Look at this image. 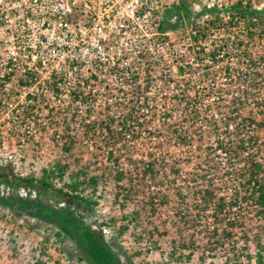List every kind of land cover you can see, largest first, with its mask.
<instances>
[{"label":"built area","instance_id":"1","mask_svg":"<svg viewBox=\"0 0 264 264\" xmlns=\"http://www.w3.org/2000/svg\"><path fill=\"white\" fill-rule=\"evenodd\" d=\"M239 6L260 14L244 18ZM263 57L264 0H0V166L38 180L58 161L81 163L79 149L104 152L98 164L112 166L118 188L110 173L138 179L153 164L136 187L154 208L168 192L205 217L199 223L234 232L221 215L259 209L243 196L231 204L237 168L252 155L264 166ZM110 134L122 136L118 163ZM196 160L202 168L186 177L182 167ZM123 163L144 166L126 172ZM128 179L119 185L130 189ZM209 184L228 204L218 218L201 205ZM19 189L37 199L36 188Z\"/></svg>","mask_w":264,"mask_h":264},{"label":"rangeland","instance_id":"2","mask_svg":"<svg viewBox=\"0 0 264 264\" xmlns=\"http://www.w3.org/2000/svg\"><path fill=\"white\" fill-rule=\"evenodd\" d=\"M257 96L264 99V91L259 92ZM260 136L264 137V133H260ZM143 147L142 145V148H139L146 152L147 149ZM185 152L173 150V155L181 156ZM77 155L81 163L71 161L70 172L77 173L80 168L86 167L90 176L105 175L99 177L97 189L90 193L97 205L91 208L84 204H72L71 210L85 225L97 230L102 229L106 243L119 256L121 264H233L236 259L241 260L242 264H257L259 245L263 248L264 255V218L259 209H252V206L248 209L243 205L241 210L221 215L218 223L225 222L228 228H235V236H238V239L229 245L208 246L203 240H198L193 245L191 236L212 232L214 224L199 223L198 220L205 217H200L196 210L189 213L190 209L181 203L182 199L174 195L169 197L168 192L165 197L152 196L158 204L152 210V202L148 196H144L136 187L138 181H142L141 177L133 179L132 193L120 191L114 178L107 176L112 166L104 164L103 161L98 164L97 160L104 152L96 153L93 157L87 150L79 149ZM197 161L182 167L186 177L202 168ZM126 163L122 164L126 172H130L131 168H134V171L142 170L144 166H126ZM207 170L206 167L205 172ZM63 184L59 182L57 187ZM164 184L152 186L158 189ZM6 187L2 196L18 194L17 189L9 188L8 185ZM37 199L55 208L60 202L51 191H38ZM122 204H127V207L123 208ZM208 216L211 219L214 217L212 214ZM123 226H128V230L120 235ZM104 229L107 233H104ZM149 233L154 234L152 238ZM172 253H175V258L181 259L179 263L170 258ZM0 264L87 263L83 260L76 242L66 236L58 226L34 218L26 212L9 210L0 204Z\"/></svg>","mask_w":264,"mask_h":264},{"label":"trees","instance_id":"3","mask_svg":"<svg viewBox=\"0 0 264 264\" xmlns=\"http://www.w3.org/2000/svg\"><path fill=\"white\" fill-rule=\"evenodd\" d=\"M237 11L244 18H253V16L256 17L260 14L258 11L242 9L241 6L237 8ZM262 24L263 21L261 20L252 23L255 28H260ZM262 61H264V57L262 58ZM257 76H259V74ZM118 139H122V136L110 134L108 138V144L113 148L110 152V157L115 158L114 161L116 163H118L121 158L120 154H115V151L117 150L114 151ZM244 146L245 145L239 146L233 151L234 158L240 156V153L245 149ZM65 149L66 151L70 150L68 147ZM127 159L129 162L136 165V162L133 161V154H129ZM69 169V165L58 161L53 169L45 171L40 179L35 180L32 178L18 177L11 165L6 167L0 166V185H8L10 188L17 190L20 187L32 186L36 188L37 191H51L59 198V203H66V207L56 209L55 207L43 204L39 199L31 200L21 198L17 193L9 196H2L0 193V204L4 205L9 210L20 211V213L26 212L34 218L58 226L63 230L66 236L76 242L83 260H85L87 264H121L119 256L106 243L102 229L97 230L92 226L85 225L83 220L79 216H76L71 210L72 204H84L86 207L91 208L97 205V202L93 200L90 193H94L97 189L99 176H90L86 167H82L77 173L71 172L68 179H65L66 173ZM153 171L154 165L150 164L148 168L142 172V178L147 174L153 173ZM236 173L239 179H241V192L237 194L235 203L231 204V206L236 205L241 196H243L245 201L252 199L253 204L260 209L259 212L264 218V166L260 163H256L254 161V156L252 155L248 158V161H246L245 166L237 168ZM110 174L116 178L119 190H123V192L127 193L131 191L132 188H124V186L119 184L126 180V178H129L128 182H130L129 184L132 187V175L126 177L125 173L122 171H116L115 175L112 173ZM59 182H63V186L57 187ZM201 205L204 209L214 206L217 210V218L228 206L226 199L224 197H218L216 188L211 184H209L208 188L203 192ZM151 207L152 210H154L153 203L151 204ZM127 230L128 226H123L120 230V235H123ZM153 235V233H149V237L152 238ZM234 239L235 233L233 230H224L222 233H219L218 230H213L203 236H191V244L194 245L198 240H203L208 246L219 244L226 245L228 242H233ZM182 240L186 243L184 238ZM262 252L263 248L259 245L257 264H264V255ZM247 257L252 259L250 256ZM170 258L176 263L181 261L180 258H175V253H172ZM233 264H242V262L241 260L236 259Z\"/></svg>","mask_w":264,"mask_h":264}]
</instances>
